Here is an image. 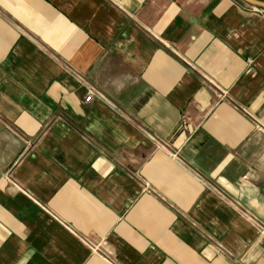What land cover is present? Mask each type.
I'll return each mask as SVG.
<instances>
[{
    "label": "crops",
    "instance_id": "1",
    "mask_svg": "<svg viewBox=\"0 0 264 264\" xmlns=\"http://www.w3.org/2000/svg\"><path fill=\"white\" fill-rule=\"evenodd\" d=\"M0 264H264V8L0 0Z\"/></svg>",
    "mask_w": 264,
    "mask_h": 264
},
{
    "label": "built area",
    "instance_id": "2",
    "mask_svg": "<svg viewBox=\"0 0 264 264\" xmlns=\"http://www.w3.org/2000/svg\"><path fill=\"white\" fill-rule=\"evenodd\" d=\"M92 96H93V91H90L89 92V95L87 96V98H86V101L87 102H89V101H91L92 100ZM86 242L95 250V251H100V252H102V254L103 255H105L106 257H108V258H111V256H110V253L109 252H107L106 250H102V248H101V246H100V243H95V242H93V241H91V240H89V239H87L86 240Z\"/></svg>",
    "mask_w": 264,
    "mask_h": 264
},
{
    "label": "water",
    "instance_id": "3",
    "mask_svg": "<svg viewBox=\"0 0 264 264\" xmlns=\"http://www.w3.org/2000/svg\"><path fill=\"white\" fill-rule=\"evenodd\" d=\"M256 7L264 8V1L263 0H244Z\"/></svg>",
    "mask_w": 264,
    "mask_h": 264
},
{
    "label": "rangeland",
    "instance_id": "4",
    "mask_svg": "<svg viewBox=\"0 0 264 264\" xmlns=\"http://www.w3.org/2000/svg\"><path fill=\"white\" fill-rule=\"evenodd\" d=\"M260 9V8H259Z\"/></svg>",
    "mask_w": 264,
    "mask_h": 264
}]
</instances>
